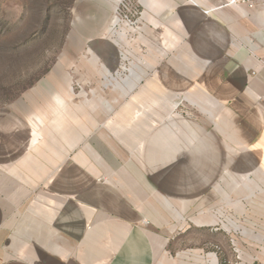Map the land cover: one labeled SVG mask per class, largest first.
Segmentation results:
<instances>
[{
    "label": "crops",
    "instance_id": "crops-1",
    "mask_svg": "<svg viewBox=\"0 0 264 264\" xmlns=\"http://www.w3.org/2000/svg\"><path fill=\"white\" fill-rule=\"evenodd\" d=\"M84 3L86 43L134 86L100 122L0 112V264H220L223 213L264 192V0H139L133 55L106 38L111 0ZM238 226L254 264L264 235Z\"/></svg>",
    "mask_w": 264,
    "mask_h": 264
},
{
    "label": "rangeland",
    "instance_id": "rangeland-1",
    "mask_svg": "<svg viewBox=\"0 0 264 264\" xmlns=\"http://www.w3.org/2000/svg\"><path fill=\"white\" fill-rule=\"evenodd\" d=\"M84 2L86 0H0V112L7 110L15 116L24 113L25 116L19 118L30 123L34 118L39 119V123L35 121L34 131L71 107L78 118H94L100 122L107 114L105 104L114 107L121 102L123 85L128 91L132 89L134 85L129 81H134L135 77L129 71L137 66L123 64L118 52L113 53L117 58L115 63L111 55L102 62L100 54L86 43L84 38L90 29L83 21ZM240 3L244 2L238 0L233 4ZM111 15L113 25V12ZM128 34L131 35L122 25L112 26L106 38L121 52L127 49L133 55L130 51L133 47H125L128 42L124 43L133 37ZM254 39L264 41V27L255 28ZM245 49L249 54V49ZM255 55L263 61L264 46H257ZM104 61H108L117 74H112ZM110 73L117 84L108 81ZM176 111L184 113L186 108L179 107ZM261 151L264 152V145ZM252 201L254 205L245 206ZM230 210L223 216L234 222L221 227L222 248L213 246L219 250L220 264L251 260L241 252H246V243L250 241L234 234L233 228L238 224L264 235V192H257L253 200H240L237 207ZM236 244L244 248L238 249ZM253 249L258 257L254 264H264V241H254Z\"/></svg>",
    "mask_w": 264,
    "mask_h": 264
},
{
    "label": "built area",
    "instance_id": "built-area-1",
    "mask_svg": "<svg viewBox=\"0 0 264 264\" xmlns=\"http://www.w3.org/2000/svg\"><path fill=\"white\" fill-rule=\"evenodd\" d=\"M238 0H230V3H236ZM247 5H252V0H242ZM113 9V18L115 23L113 27L125 25L137 32L142 31V16L144 11L141 9L139 0H111Z\"/></svg>",
    "mask_w": 264,
    "mask_h": 264
},
{
    "label": "bare ground",
    "instance_id": "bare-ground-1",
    "mask_svg": "<svg viewBox=\"0 0 264 264\" xmlns=\"http://www.w3.org/2000/svg\"><path fill=\"white\" fill-rule=\"evenodd\" d=\"M118 56H119V55H118ZM113 58L116 59V56L113 55V54H111V59H113ZM115 59H114V61H115ZM112 71L115 72V69L113 68ZM108 77H109V79H110V80H108V81H112L114 84H115V83L117 84V79L115 78V76H113V75L111 76V73H110V75H109ZM125 83L127 84L128 81H125ZM110 84H111V83H110Z\"/></svg>",
    "mask_w": 264,
    "mask_h": 264
}]
</instances>
